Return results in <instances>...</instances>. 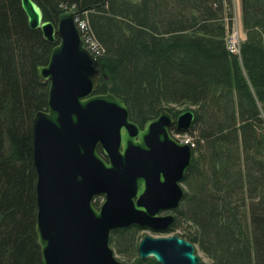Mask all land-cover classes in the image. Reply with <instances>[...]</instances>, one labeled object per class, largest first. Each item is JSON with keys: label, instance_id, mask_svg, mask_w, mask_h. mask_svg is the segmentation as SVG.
Wrapping results in <instances>:
<instances>
[{"label": "trees", "instance_id": "trees-1", "mask_svg": "<svg viewBox=\"0 0 264 264\" xmlns=\"http://www.w3.org/2000/svg\"><path fill=\"white\" fill-rule=\"evenodd\" d=\"M34 1L44 20L64 10L87 20L104 50L98 92L123 99L131 120L143 125L162 109L175 117L176 105L194 111L186 189L166 232L189 222L178 235L208 258L198 264H264V0H240L239 54L226 48L231 0ZM53 45L28 26L19 0H0V264H42L32 118L47 107L36 66ZM140 229L111 232L120 264H159L139 258Z\"/></svg>", "mask_w": 264, "mask_h": 264}, {"label": "water", "instance_id": "water-1", "mask_svg": "<svg viewBox=\"0 0 264 264\" xmlns=\"http://www.w3.org/2000/svg\"><path fill=\"white\" fill-rule=\"evenodd\" d=\"M19 2L28 26L54 44L47 62L36 66L39 80L48 82L47 107L32 118L41 262L120 264L110 244L113 230L166 232L175 220L173 213H160L179 207L193 149L170 127L186 132L194 111L174 117L162 109L140 127L123 99L98 92L99 60L83 45L76 12L64 10L53 22L44 20L34 0ZM99 195L103 201L95 206ZM137 252L159 264L199 262L194 244L178 234L145 235Z\"/></svg>", "mask_w": 264, "mask_h": 264}, {"label": "rangeland", "instance_id": "rangeland-1", "mask_svg": "<svg viewBox=\"0 0 264 264\" xmlns=\"http://www.w3.org/2000/svg\"><path fill=\"white\" fill-rule=\"evenodd\" d=\"M229 7H230V10L233 12V15L231 17V23H230V26H229L230 29L227 32V35L230 34L231 25L233 23L235 25V29H236V31L238 33V41H239V45H240V43L245 39V32H244V29H243V26H242V20H241L240 0H231V4H230ZM226 48H227V45H226ZM239 51H240V48H239ZM231 53L239 54V53H236V52H231ZM185 106L186 105H176L174 107L177 108V109H180V111H182L184 109H187ZM170 133L177 141H179L180 139H188V140L190 139V141L193 142L192 137H190L188 134L187 135L184 134L185 132H178V131H175L173 129ZM181 185L183 187V190L186 189V186L183 185V183H181ZM94 201H96L97 202V206H99L100 203L103 201V196L102 195L96 196ZM189 225H190L189 222L183 223L181 228L176 229L174 232H171V233L155 232V231H152V230L147 229V228H141L136 233V236H135V242L137 243L136 246L138 245V243L141 240V238L143 236H145V235L167 236V235H171V234H181V232H182L181 229L188 228ZM111 247H112L117 259L121 262V260L123 259V255L117 253L116 248H115V246L112 243H111ZM194 248H195V253L199 256V260H202V261H205V262L208 261V258L205 256V254L201 251V249L197 245H194Z\"/></svg>", "mask_w": 264, "mask_h": 264}, {"label": "built area", "instance_id": "built-area-1", "mask_svg": "<svg viewBox=\"0 0 264 264\" xmlns=\"http://www.w3.org/2000/svg\"><path fill=\"white\" fill-rule=\"evenodd\" d=\"M76 25L81 33V38L83 41L84 47L94 56L97 57L103 53V48L98 43V41L93 36L89 24L86 19L76 16L75 17ZM230 34L226 37V45L229 52L239 53V41H238V33L235 29V25L232 23ZM238 42V43H237ZM188 134V133H184ZM189 135V134H188ZM190 136V135H189ZM191 137V136H190ZM182 143H189L190 146H194V142L190 141V139H180ZM190 141V142H189Z\"/></svg>", "mask_w": 264, "mask_h": 264}, {"label": "flooded vegetation", "instance_id": "flooded-vegetation-1", "mask_svg": "<svg viewBox=\"0 0 264 264\" xmlns=\"http://www.w3.org/2000/svg\"><path fill=\"white\" fill-rule=\"evenodd\" d=\"M139 125V124H138ZM140 127H142V125H139ZM174 129V127H170V132ZM176 210V209H175ZM175 210H167V211H162L160 214H167V213H173L175 216Z\"/></svg>", "mask_w": 264, "mask_h": 264}, {"label": "bare ground", "instance_id": "bare-ground-1", "mask_svg": "<svg viewBox=\"0 0 264 264\" xmlns=\"http://www.w3.org/2000/svg\"><path fill=\"white\" fill-rule=\"evenodd\" d=\"M52 44V43H51Z\"/></svg>", "mask_w": 264, "mask_h": 264}]
</instances>
